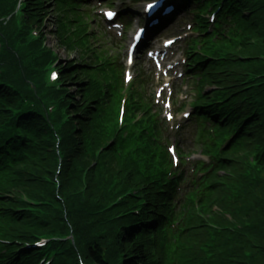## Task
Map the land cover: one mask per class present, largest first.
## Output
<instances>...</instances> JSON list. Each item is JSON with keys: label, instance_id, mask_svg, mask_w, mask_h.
<instances>
[{"label": "trees", "instance_id": "16d2710c", "mask_svg": "<svg viewBox=\"0 0 264 264\" xmlns=\"http://www.w3.org/2000/svg\"><path fill=\"white\" fill-rule=\"evenodd\" d=\"M6 1L0 0V18L16 9V3ZM248 8L247 38L227 49L229 62L224 68H208V82L232 97L229 108L217 110L242 128L240 143L225 153L221 171L209 181L201 215L192 207L177 264H264V151H260L264 108L247 102L240 106L246 95L232 96L237 90L233 86H239L246 74L264 72L259 60L264 55V0H250ZM69 9L65 0H28L21 20L23 32L14 30L13 18L9 26L0 22L3 80L26 89L31 74L22 66L23 55L15 53L14 42L30 45L27 30L41 32L30 46L35 65L53 59L54 52L45 45L48 35L43 33L51 14H56L58 47L76 54L63 66V87L48 92L60 104L54 119L47 115V108L15 115L20 97L0 88V129L18 131L12 167L0 172V264H34L35 253L28 257L18 251L40 234L74 238V243L71 239L60 243L56 264H171L162 233L163 220L171 211V187L162 188L144 178L129 156L108 147L107 125L115 120L114 114L112 108L107 110L111 118L104 120V127L97 108L99 89L108 87L109 61L104 56L108 52L83 53L81 37L86 27L68 21ZM46 91L41 79L39 92ZM24 93L33 97L31 92ZM141 110L147 108H133ZM65 114L70 116L68 121ZM57 123H61L59 129ZM253 154L257 168H252ZM131 191L145 196L147 206L141 208L140 216H126L142 203L129 196Z\"/></svg>", "mask_w": 264, "mask_h": 264}, {"label": "rangeland", "instance_id": "374dc122", "mask_svg": "<svg viewBox=\"0 0 264 264\" xmlns=\"http://www.w3.org/2000/svg\"><path fill=\"white\" fill-rule=\"evenodd\" d=\"M55 15H51V17L49 18V22L47 23L46 29L44 30L43 33H46L47 36V40H48V46L50 47H56L54 48L55 50L58 49L57 46V39L54 36V33H52V31H54L55 28ZM59 57L62 59V64H65L66 62L69 61V55L65 52L64 49H59L57 50ZM68 60V61H67ZM72 88V87H70Z\"/></svg>", "mask_w": 264, "mask_h": 264}, {"label": "snow or ice", "instance_id": "6c2138e0", "mask_svg": "<svg viewBox=\"0 0 264 264\" xmlns=\"http://www.w3.org/2000/svg\"><path fill=\"white\" fill-rule=\"evenodd\" d=\"M155 7H156V4H155V3H149V4L146 6V10L151 11V10H153ZM105 15H106L107 17H109V18H112V17H114V16L116 15V13H115V12H112V11H109V12H106ZM142 33H143V29H141L140 32H138L134 38H135V39H139L140 36L142 35ZM169 43H171V41H169ZM149 55H152V53H149ZM129 59H130V62H131V57H129ZM53 76H55V73H53ZM130 78H131V77H129V79H130ZM168 118L171 120V119H172V116L169 115ZM169 151H173V150H172V149H169Z\"/></svg>", "mask_w": 264, "mask_h": 264}]
</instances>
